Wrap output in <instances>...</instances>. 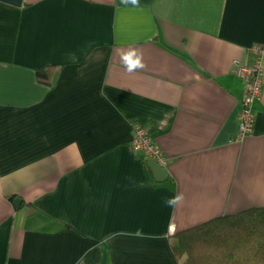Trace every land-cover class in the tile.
Returning a JSON list of instances; mask_svg holds the SVG:
<instances>
[{
  "label": "crops",
  "instance_id": "crops-1",
  "mask_svg": "<svg viewBox=\"0 0 264 264\" xmlns=\"http://www.w3.org/2000/svg\"><path fill=\"white\" fill-rule=\"evenodd\" d=\"M256 43L264 0H0V264H180L174 233L264 206V69L236 136L233 59ZM135 121L164 180L129 146Z\"/></svg>",
  "mask_w": 264,
  "mask_h": 264
},
{
  "label": "trees",
  "instance_id": "trees-1",
  "mask_svg": "<svg viewBox=\"0 0 264 264\" xmlns=\"http://www.w3.org/2000/svg\"><path fill=\"white\" fill-rule=\"evenodd\" d=\"M53 65L36 68L49 83ZM171 249L180 264H264V206L224 213L173 234Z\"/></svg>",
  "mask_w": 264,
  "mask_h": 264
},
{
  "label": "built area",
  "instance_id": "built-area-1",
  "mask_svg": "<svg viewBox=\"0 0 264 264\" xmlns=\"http://www.w3.org/2000/svg\"><path fill=\"white\" fill-rule=\"evenodd\" d=\"M252 59L248 62H236L234 73L243 79L244 91L242 105L238 113V126L236 136L242 137L252 129L255 113L253 104L259 97L262 85V74L264 69V45L256 43L251 47ZM131 150L144 159L153 158L159 164L165 165L167 157L162 149L154 142L147 127L141 121L133 123V133L129 141Z\"/></svg>",
  "mask_w": 264,
  "mask_h": 264
},
{
  "label": "clouds",
  "instance_id": "clouds-1",
  "mask_svg": "<svg viewBox=\"0 0 264 264\" xmlns=\"http://www.w3.org/2000/svg\"><path fill=\"white\" fill-rule=\"evenodd\" d=\"M122 3L135 6L139 4V0H122ZM120 61L129 74L142 70L146 67L143 52L134 47L129 48L126 51H122L120 54ZM179 199L180 196L177 195L176 197L168 199L166 203L172 205L175 204ZM139 234L140 233L137 232V235Z\"/></svg>",
  "mask_w": 264,
  "mask_h": 264
},
{
  "label": "water",
  "instance_id": "water-1",
  "mask_svg": "<svg viewBox=\"0 0 264 264\" xmlns=\"http://www.w3.org/2000/svg\"><path fill=\"white\" fill-rule=\"evenodd\" d=\"M9 3L20 5L22 0H3ZM149 167L151 168L153 175L157 180H164L168 176L167 169L165 166L159 164L155 159L148 158L146 159ZM18 201H20L19 197H15L13 199V203L18 205Z\"/></svg>",
  "mask_w": 264,
  "mask_h": 264
}]
</instances>
